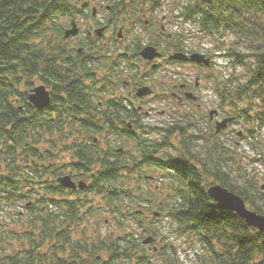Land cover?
Segmentation results:
<instances>
[{
	"label": "trees",
	"instance_id": "16d2710c",
	"mask_svg": "<svg viewBox=\"0 0 264 264\" xmlns=\"http://www.w3.org/2000/svg\"><path fill=\"white\" fill-rule=\"evenodd\" d=\"M78 1L0 0V206L20 201L27 211L26 240L20 248L24 254L4 252L0 264H120L123 259H145V247L125 235L75 238L73 230L83 219V207L89 206V195L101 196L112 213L120 211V201L133 193L124 183L131 184L132 174L142 177L141 168L148 164L168 171V188L174 195L172 202H159L157 215L167 210L178 222L177 229L198 234L210 245L221 242L213 248L210 264H262L264 230L219 207L206 187L218 182L260 213L264 212L260 206L264 191H257L256 181L249 178L235 181L225 170L229 147L219 140L216 130L193 133L191 118L161 127L160 141L148 143L139 134L136 129L149 131L153 126L141 121L138 105L129 106L128 97L114 91L125 81L123 69L117 66L121 61L130 62L131 83L143 84L141 71L134 70L130 61L139 56L142 45L127 44L122 51L107 55L101 45L90 44L78 52L61 43L64 32L58 28V17L83 11L85 3L78 5ZM160 3L114 0L106 23L129 10L154 9ZM185 9L186 18L196 21L204 32L230 29L259 41L252 51L255 61L249 68V80L234 90L217 83L215 89L228 105L248 93L264 100V0H193ZM249 14H255L258 21H251ZM53 32L56 35L49 36ZM181 41L177 38L173 47L183 49ZM237 61L242 60L237 57ZM35 82L51 88V100L41 109L28 100ZM193 136L209 141L202 157L190 149ZM113 137L133 138L135 150L126 149L125 141L116 143ZM172 137L179 140L181 153H159ZM61 152L69 160L59 164ZM26 166L42 179L29 174ZM62 168L84 178L85 187L62 185L58 181ZM51 202L61 210L49 208Z\"/></svg>",
	"mask_w": 264,
	"mask_h": 264
},
{
	"label": "rangeland",
	"instance_id": "374dc122",
	"mask_svg": "<svg viewBox=\"0 0 264 264\" xmlns=\"http://www.w3.org/2000/svg\"><path fill=\"white\" fill-rule=\"evenodd\" d=\"M113 1L79 0L78 5L85 3L83 11L73 15H60L58 28L64 32L75 21L80 31L75 35L60 38L59 41L77 48L80 40H86L87 33L90 31L91 40L86 42L94 46L101 45L103 51L106 49L107 55L113 50L122 51L127 44L132 47L134 44L143 45L153 41L162 45L161 49L165 55L172 52L170 47L178 43L177 38H180L183 48H197L210 53L213 60L207 66L193 62L170 61L166 56L159 59L160 64L155 70L150 69V65L142 57L134 56L130 59L134 64V70L144 71L143 83L150 85L152 91L138 98L128 94V87L120 85L114 93L125 94L128 102H131V104L127 103L129 106L132 104L139 106L138 114L141 121L153 126L149 131L136 129L148 143L160 141L164 132L160 128L176 121L183 122L191 118L193 124L190 130L196 134H203L215 130L216 120L234 115V119L230 120L225 127L215 131L219 140L230 149L225 170L235 181H242L245 178L256 181L257 191H264V100L256 94L248 93L244 94L243 98L234 99V102L228 105L221 102L215 89L217 83L221 86L226 84L228 90H234L249 80V68L253 67L255 61L252 51L259 41L250 35H244V32L236 33L230 29L202 32L196 21L186 18L185 8L193 0H161L160 5L154 9L144 6L137 10H129L124 16L114 18L108 24L106 23L107 12ZM93 8H95L94 13ZM248 17L251 21H258L255 14H249ZM104 25H108L107 30L97 35L94 29ZM119 30L122 40H117L116 32ZM55 35L56 32L49 33V36ZM165 37H168L169 41H165ZM237 57L242 61H237ZM129 63L121 61L117 65L123 69L121 76L125 81L130 80ZM189 79L193 89L199 95L198 99L193 101L184 97L183 100H178L172 95V90H175L179 83ZM195 80L199 81L196 89L194 88ZM37 83L35 82L36 85ZM240 108L243 111H240V116H236ZM212 109L216 111L210 117L209 111ZM258 116H262L263 119H258ZM247 128L252 129V133L247 132ZM113 138L116 143L125 141L126 149L135 150L133 138ZM171 140L170 144L162 146L159 153L167 152L173 155L181 153L179 140L174 137ZM206 144H209V141L205 137H190V145H193L190 149L200 157H202L203 146ZM60 155L57 159L59 164L69 160L65 153L61 152ZM25 169L35 178L42 179L33 173L31 167L26 166ZM141 169L142 177H134L132 174L131 184L124 183L123 187L132 189L133 193L131 196L126 195L127 198L120 201V211L112 213L101 196L89 195L87 205L92 209L88 212L84 208L89 206L83 207L81 213L83 219L75 226L77 228L73 230V237L89 238L97 235L121 234L138 241L145 247V259L137 257L123 259L125 261L120 264H210L213 248H218L221 242L215 240L216 243L213 242L210 245L198 234L177 229L178 222L167 214V210L160 215H154L152 212L159 210V202L167 203L174 200V195L168 188L170 175L168 171L156 164L143 165ZM60 171L70 174L68 168H62ZM73 179L78 181L81 178L74 176ZM136 181L138 185H134ZM136 189L141 191L137 192ZM260 206L264 211V204L260 203ZM49 208L56 212L61 210L60 206L54 202L49 203ZM26 214V208L20 201L8 202L0 206V227L2 228L0 255L4 252L24 254L20 248L26 240L24 231L27 225ZM150 235L153 239L150 242H143Z\"/></svg>",
	"mask_w": 264,
	"mask_h": 264
},
{
	"label": "water",
	"instance_id": "95a60500",
	"mask_svg": "<svg viewBox=\"0 0 264 264\" xmlns=\"http://www.w3.org/2000/svg\"><path fill=\"white\" fill-rule=\"evenodd\" d=\"M93 12H95V8H93ZM104 26H99L95 29L96 34L101 35L103 32ZM79 31V28L75 21L72 22L71 27L67 28L64 31V37L69 35H75ZM118 36H120V30L118 31ZM140 55L146 59H153L154 57L158 56L161 52L157 49V47L153 44H146L144 45L140 51ZM170 57L173 59L179 60H191L195 62L202 63L204 65L210 64V57L205 55L204 53L194 51L190 54H187L184 51L178 50L170 53ZM154 65V64H153ZM151 87L149 85H141L136 90V95L142 96L151 91ZM186 96L195 99V95L191 91H187ZM28 100L29 102L36 108H43L46 106L50 100V90L47 85L43 82L38 83L33 87V89L28 93ZM215 109L210 110V117H212L213 112ZM233 118V116H226L223 117L221 120H216L215 123V130L219 131L221 128L225 127ZM58 181L69 188H83L86 185L85 180H78L75 181L70 174H63L58 177ZM207 193L210 197H212L217 205L221 208H225L231 211L236 212L240 217L244 219L246 224L257 228L258 230H264V213L257 212L254 209L248 207L245 200L237 193L233 192L232 190L228 189L226 186L216 182L210 184L207 189ZM153 239V236H147L143 242H150Z\"/></svg>",
	"mask_w": 264,
	"mask_h": 264
},
{
	"label": "flooded vegetation",
	"instance_id": "af4514ba",
	"mask_svg": "<svg viewBox=\"0 0 264 264\" xmlns=\"http://www.w3.org/2000/svg\"><path fill=\"white\" fill-rule=\"evenodd\" d=\"M147 23H149V22H147ZM106 27L108 28V25H104V29H105V30L103 29V31H106V30H107ZM78 28H79V27H78ZM95 29H96V28H95ZM95 29H94V32H95ZM161 29H163V26H162V25H161ZM79 31H80V29H79ZM79 31H78V32H79ZM95 33H96V32H95ZM91 35H92V33H91L90 31H88V33H87V37H86V40H85V39L80 40V42H79V46H78L77 48H75L78 52H82L83 50H85V47H87L88 45H90L89 42H86V41H87V40H91ZM118 38L121 39V34H120V36H118ZM156 47H157V46H156ZM69 48L71 49V48H74V47L69 46ZM157 48H158V47H157ZM158 49H159V48H158ZM170 49H171L172 51L180 50V49H176V48L173 47V46H171ZM159 50H160V49H159ZM183 51H186V52L190 53V51H188V48H185V50H183ZM169 55H170V52H168L167 54L164 55L163 50H161V53H160L158 56L154 57L153 59H151V60L146 59V58H143V59H144V61H145L148 65H150V69H152V68H155V69H156V67L158 66V64H160V63H159V59H161V58H165V57L167 56V60H168V58H170ZM138 57L141 58L140 55H139ZM153 64H154V65H153ZM155 69H154V70H155ZM145 73H146V72H145ZM141 75H143L144 78H145L144 71H141ZM190 81H191V80L183 81V82L179 83V84L175 87V90H172V95H173L175 98H177L178 100H183L184 97H186V98H190V97L186 96L185 93H186L187 91H191V92H193V94L195 95V99H192V98H190V99L193 100V101H195L196 99H198L199 95H198L197 91L193 89V84H192V82H190ZM143 84H144V83H143ZM141 85H142V84H132L130 80H126V81H124V83H123V86H124V87H128V88H129V89H128V94H129V95H132V96H136V90H137L138 87L141 86ZM198 86H199V81L195 80V81H194V88L196 89ZM50 89H51V88L49 87V90H50ZM149 93H150V92H149ZM149 93H147V94H145V95H148ZM145 95H142L141 97H144ZM72 177H74V176H72Z\"/></svg>",
	"mask_w": 264,
	"mask_h": 264
}]
</instances>
